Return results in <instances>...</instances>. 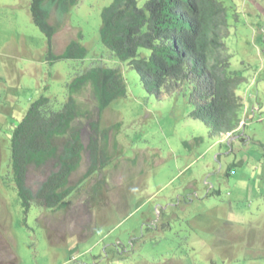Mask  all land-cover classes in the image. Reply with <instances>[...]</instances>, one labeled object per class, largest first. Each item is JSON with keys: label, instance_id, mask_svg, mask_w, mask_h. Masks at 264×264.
<instances>
[{"label": "rangeland", "instance_id": "1", "mask_svg": "<svg viewBox=\"0 0 264 264\" xmlns=\"http://www.w3.org/2000/svg\"><path fill=\"white\" fill-rule=\"evenodd\" d=\"M217 1L227 13L230 70L245 79L238 88L244 126L232 142L189 117V93L157 100L137 71L111 57L99 31L113 0H79L63 16L52 9L53 54L80 34L87 50L83 62L53 64L30 0H0V264H264V0ZM95 64L119 68L128 89L99 120L110 162L81 181L84 150L67 207L32 203L25 213L11 171L12 130L39 97L63 104L73 80ZM98 119L93 106L88 120L73 124L84 148L94 136L89 122ZM51 171V164L29 167L27 187L35 192Z\"/></svg>", "mask_w": 264, "mask_h": 264}, {"label": "trees", "instance_id": "2", "mask_svg": "<svg viewBox=\"0 0 264 264\" xmlns=\"http://www.w3.org/2000/svg\"><path fill=\"white\" fill-rule=\"evenodd\" d=\"M78 1L30 0L31 19L45 37L49 64L87 58V50L78 40L81 34L61 55L52 51L58 27L49 24L50 12L54 9L58 16L67 15ZM229 35L226 9L217 0H147L141 7L136 0H113L101 13L99 31L100 42L111 57L137 71L150 96L162 100L189 93L194 106L189 117L202 121L211 137L241 132L239 111L243 105L238 88L245 79L241 72L230 70ZM84 90L90 101L79 107L73 95L81 96ZM127 97L120 69L95 64L73 80L63 104L45 96L32 103L12 130L10 141L13 183L25 213L32 203L47 210L67 207L75 192L68 185L69 178L79 167L84 150L89 166L81 181L97 175L110 162L107 129L100 130L99 120L113 102ZM93 106L99 119L89 123L94 136L84 148L73 124L83 107ZM49 164L53 171L33 192L26 184L29 167L40 169Z\"/></svg>", "mask_w": 264, "mask_h": 264}, {"label": "crops", "instance_id": "3", "mask_svg": "<svg viewBox=\"0 0 264 264\" xmlns=\"http://www.w3.org/2000/svg\"><path fill=\"white\" fill-rule=\"evenodd\" d=\"M84 93H85V90L83 91ZM86 94V93H85ZM89 98L87 97V100H88ZM79 104V103H78ZM80 106H82V105H79V107ZM88 108V109H87ZM86 109H84V107L81 109V111H83V112H80V118H85L86 120H88L89 119V110L91 109V107H87ZM94 109H95V106H94ZM85 110L87 111V112H85ZM254 110V109H253ZM85 112V113H84ZM245 113H246V110H245ZM77 119H79V117L77 118ZM89 123H91V122H89ZM236 134H232V136H230V141L232 142L233 140H235L236 139Z\"/></svg>", "mask_w": 264, "mask_h": 264}, {"label": "clouds", "instance_id": "4", "mask_svg": "<svg viewBox=\"0 0 264 264\" xmlns=\"http://www.w3.org/2000/svg\"><path fill=\"white\" fill-rule=\"evenodd\" d=\"M254 84V80L251 82V85H253ZM242 126H244V121H241V123H240V126H239V129H241L242 130ZM239 131V130H238ZM237 131V132H238ZM230 136H232L231 134H225V138H227V139H229L230 138Z\"/></svg>", "mask_w": 264, "mask_h": 264}]
</instances>
